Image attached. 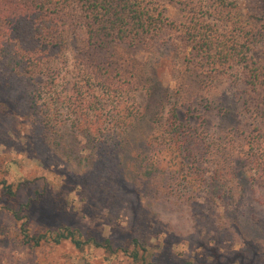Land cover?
Returning <instances> with one entry per match:
<instances>
[{
    "label": "rangeland",
    "instance_id": "rangeland-1",
    "mask_svg": "<svg viewBox=\"0 0 264 264\" xmlns=\"http://www.w3.org/2000/svg\"><path fill=\"white\" fill-rule=\"evenodd\" d=\"M163 1L169 17L185 18L173 0ZM223 2L264 30V0ZM63 33L60 47L45 57L29 87L17 77L11 79L14 88L0 85V179L16 188L10 198L0 186V264H134L128 251L135 236L150 244L165 240L178 261L192 257L194 264H208L216 255L227 264H264V192L245 178L252 170L244 149L230 140L236 131L258 124L245 86L233 85L228 75L200 79L180 52L167 57L165 47L119 46L107 54L114 52L119 64L131 68L133 87L116 95L98 87L90 92L92 79L82 57L85 32ZM261 40L253 52L259 60L264 59ZM83 97L94 98L101 110L103 134L96 146L82 133L73 111L75 98ZM33 99L36 105L33 101L29 113ZM175 105L179 119L212 143L216 156L206 164V175L221 169L228 195L212 197L202 185L193 199L191 190L182 187L180 192L175 185L174 180L187 186L191 178L188 171V182L181 174L187 169L182 154L161 143L162 123ZM149 155L158 166L151 176L145 173ZM174 170L175 179L168 173ZM22 202L29 205L22 208ZM12 210L24 217L16 221ZM24 219L30 233H53L66 225L83 237L109 238L116 251L79 250L68 240L19 244ZM225 225L236 234H228Z\"/></svg>",
    "mask_w": 264,
    "mask_h": 264
},
{
    "label": "trees",
    "instance_id": "trees-1",
    "mask_svg": "<svg viewBox=\"0 0 264 264\" xmlns=\"http://www.w3.org/2000/svg\"><path fill=\"white\" fill-rule=\"evenodd\" d=\"M218 1L173 0V5L181 7L185 16L178 20L166 14L163 0H0V85L7 90L14 88L11 79L17 77L21 86L29 87L38 70L44 68L45 57L60 47L63 32L69 29L85 32L87 48L82 57L87 75L92 79L87 83L90 92L98 87L116 95L134 85L130 80L133 76L131 68L119 64V57L114 52L107 54L110 50L119 46L143 49L161 46L168 49L165 55L171 58L180 52L183 61L191 67L190 71L200 79L228 75L233 85L245 86L246 102L251 105L258 124L247 131H236L230 140H238L244 149L245 164L252 170L245 178L252 179L251 183L255 182L263 193L264 59H256L253 52L257 40L262 39L264 46V30L256 27L252 19L240 18L234 11H229L227 3L223 2L226 0ZM87 98H75L73 111L82 133L96 146L103 134L100 130L101 110L94 98ZM33 101L36 105V101L31 100L27 106L31 109L29 113ZM161 138V143L172 144L186 161V165L181 161L187 168L181 174L186 177L185 172H189L190 182L187 177L184 179L189 184L186 186L174 180L180 192L182 187L188 188L194 199L197 189L205 185L212 197L228 195L229 188L221 169L212 168L209 178L206 175L205 166L215 159L216 150L198 129L179 119L178 105L171 107V113L164 119ZM151 147L159 148L155 143ZM145 163L147 176L157 171L158 166L154 165L150 155L145 157ZM168 173L173 179L178 177L175 170ZM0 186L3 194L10 198L16 196L12 183L0 179ZM170 187L175 190L173 185ZM181 195L177 196L180 204ZM28 205L29 202H22L21 207ZM12 217L19 221L24 216L20 215V210H12ZM224 229L228 234H236L228 225ZM17 235L19 244L32 247L40 245L42 240L54 244L68 240L79 250L92 246L110 253L116 251L109 238L83 237L78 230L66 225L53 233H30L24 219ZM131 242L133 249L128 251V256L134 264H161L168 260L170 264H194L192 257L183 261L174 259L165 240L161 245L150 244L135 236ZM208 264L227 263L215 255Z\"/></svg>",
    "mask_w": 264,
    "mask_h": 264
}]
</instances>
